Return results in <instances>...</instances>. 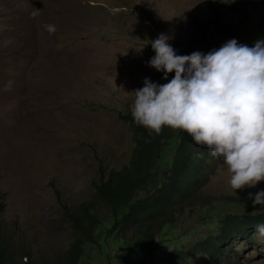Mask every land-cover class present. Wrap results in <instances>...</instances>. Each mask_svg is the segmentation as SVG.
<instances>
[{"label": "rangeland", "instance_id": "obj_1", "mask_svg": "<svg viewBox=\"0 0 264 264\" xmlns=\"http://www.w3.org/2000/svg\"><path fill=\"white\" fill-rule=\"evenodd\" d=\"M228 1L0 0V231L11 264L54 263L72 239L63 206L89 200L101 169L129 163L133 134L121 117L130 113L143 79L156 82L162 73L147 63L154 55L149 41L170 35L179 54L194 24H208V4L223 23L229 20ZM34 9L40 11L31 15ZM243 21L246 28L261 27L255 39H264V0H252ZM46 23L55 32L44 31ZM230 175L219 161L201 197L223 213L264 214L262 206L230 203L264 189V180L233 190ZM189 227L197 233L178 249L183 254L217 228L185 220L177 233ZM205 253L182 260L264 264V236L252 228L215 258Z\"/></svg>", "mask_w": 264, "mask_h": 264}, {"label": "trees", "instance_id": "obj_2", "mask_svg": "<svg viewBox=\"0 0 264 264\" xmlns=\"http://www.w3.org/2000/svg\"><path fill=\"white\" fill-rule=\"evenodd\" d=\"M251 2L229 0V20L225 23L208 4V24H194L179 55L196 50L206 53L232 38L250 46L262 30L255 27L254 33L244 24ZM253 12L250 9L248 14ZM172 75L169 72L162 79V72L155 81L166 83ZM125 114L121 119L129 124L134 140L130 161L119 169H101L99 179L91 184L93 195L89 200L74 207L63 206L72 239L66 251L50 264H185L182 255L198 251H205L213 259L223 247L232 246L257 224H264V214L223 213L211 199L201 197L216 175L218 162L222 161L219 157L210 156L207 148L194 144L182 130L162 126L156 134L135 123L130 113ZM245 195H238L230 203L253 207ZM3 210L0 200V216ZM185 220L200 228H217L183 254L178 249L184 247L188 235L197 233L195 227L177 233ZM222 257L226 258L224 254ZM0 264H11L1 231Z\"/></svg>", "mask_w": 264, "mask_h": 264}, {"label": "clouds", "instance_id": "obj_3", "mask_svg": "<svg viewBox=\"0 0 264 264\" xmlns=\"http://www.w3.org/2000/svg\"><path fill=\"white\" fill-rule=\"evenodd\" d=\"M42 28L52 34L56 25ZM171 38L160 33L149 41L154 55L148 65L162 71V79L173 75L163 84L143 79L134 91L133 121L156 134L162 126L182 130L222 160L233 190L255 186L264 180V39L249 46L232 38L206 53L179 55ZM248 195L252 205L264 207V189ZM255 231L264 236V224Z\"/></svg>", "mask_w": 264, "mask_h": 264}]
</instances>
